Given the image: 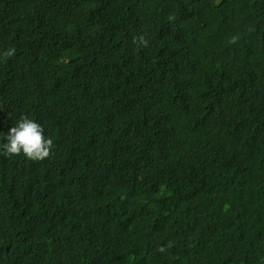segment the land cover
Instances as JSON below:
<instances>
[{"label":"trees","instance_id":"obj_1","mask_svg":"<svg viewBox=\"0 0 264 264\" xmlns=\"http://www.w3.org/2000/svg\"><path fill=\"white\" fill-rule=\"evenodd\" d=\"M22 115L0 264H264V0H0V146Z\"/></svg>","mask_w":264,"mask_h":264},{"label":"clouds","instance_id":"obj_2","mask_svg":"<svg viewBox=\"0 0 264 264\" xmlns=\"http://www.w3.org/2000/svg\"><path fill=\"white\" fill-rule=\"evenodd\" d=\"M170 20L174 17H169ZM237 37H233L230 43H236ZM146 43V41H145ZM15 54V49L10 48L3 53L5 58ZM5 142L0 146V155L6 157L19 156L23 154L33 161H43L53 154L54 142L52 138L45 137L43 126L36 120L22 115L17 124L11 127L4 137ZM171 246V242H169ZM165 251V247L158 249Z\"/></svg>","mask_w":264,"mask_h":264}]
</instances>
